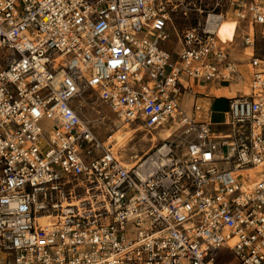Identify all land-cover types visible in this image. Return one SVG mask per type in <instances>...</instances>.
<instances>
[{
	"label": "built area",
	"instance_id": "built-area-1",
	"mask_svg": "<svg viewBox=\"0 0 264 264\" xmlns=\"http://www.w3.org/2000/svg\"><path fill=\"white\" fill-rule=\"evenodd\" d=\"M261 44L264 0H0V264H264ZM244 68L216 119L185 110ZM86 90L152 154L102 141Z\"/></svg>",
	"mask_w": 264,
	"mask_h": 264
},
{
	"label": "rangeland",
	"instance_id": "rangeland-1",
	"mask_svg": "<svg viewBox=\"0 0 264 264\" xmlns=\"http://www.w3.org/2000/svg\"><path fill=\"white\" fill-rule=\"evenodd\" d=\"M195 24L196 23L194 21H191V23H186V25L192 26ZM258 30L261 31V29ZM241 41L242 33L238 31L234 40L236 47V52L234 54H236L237 58L240 57L238 51H241L239 48ZM261 45V54L264 56V45ZM164 47L172 52L175 48V44L170 42L165 44ZM174 58H176L175 54ZM244 75L246 79L245 81H236L235 83L224 85L223 91L227 96H235L239 92L244 94L245 90L247 91L249 82V70L247 68H244ZM80 99L82 100L83 105L80 114L82 117H84V119L92 121V125L95 127L94 130L102 141H108L112 136H115V134L120 131L131 133L130 138L122 146L118 145V143L115 141L110 143L115 145L114 150L118 152L121 159L125 163L133 164L141 158L142 161L145 160L148 155L152 154V152L155 150V147L161 143L159 137L153 139L151 134L137 130L133 126L121 123L114 111L102 103L98 99L97 94L92 90L84 91ZM183 101L185 105L188 103L189 99L184 97ZM213 109L215 111H222L224 109V101L221 100ZM41 127L45 131H48L52 128V123L48 120H44L41 123Z\"/></svg>",
	"mask_w": 264,
	"mask_h": 264
},
{
	"label": "crops",
	"instance_id": "crops-1",
	"mask_svg": "<svg viewBox=\"0 0 264 264\" xmlns=\"http://www.w3.org/2000/svg\"><path fill=\"white\" fill-rule=\"evenodd\" d=\"M184 97H187L189 99L188 103L183 106L187 112H191L194 102H197L198 104L202 105L203 107L208 108L213 112V119H216L218 116V113L222 112L225 109L226 106V98L227 96L222 88H216L215 86L208 84V85H202V84H193V89L191 92L184 95ZM184 100V98H183ZM224 101V109L222 111H215L213 108L221 101Z\"/></svg>",
	"mask_w": 264,
	"mask_h": 264
},
{
	"label": "bare ground",
	"instance_id": "bare-ground-1",
	"mask_svg": "<svg viewBox=\"0 0 264 264\" xmlns=\"http://www.w3.org/2000/svg\"><path fill=\"white\" fill-rule=\"evenodd\" d=\"M236 35H237V20L233 18L224 21L220 29V37L225 43V45L230 46L232 44V41L235 40ZM245 93H248V91L245 90ZM130 135L131 133L129 132L120 131L116 133L115 136H112L109 139L108 143L110 144L115 141L118 143V145L122 146L130 138ZM164 138H166V136Z\"/></svg>",
	"mask_w": 264,
	"mask_h": 264
}]
</instances>
